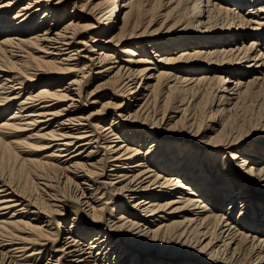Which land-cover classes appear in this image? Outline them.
Wrapping results in <instances>:
<instances>
[{
    "label": "bare ground",
    "instance_id": "obj_1",
    "mask_svg": "<svg viewBox=\"0 0 264 264\" xmlns=\"http://www.w3.org/2000/svg\"><path fill=\"white\" fill-rule=\"evenodd\" d=\"M24 1L0 0V264H264V0Z\"/></svg>",
    "mask_w": 264,
    "mask_h": 264
},
{
    "label": "rangeland",
    "instance_id": "obj_2",
    "mask_svg": "<svg viewBox=\"0 0 264 264\" xmlns=\"http://www.w3.org/2000/svg\"><path fill=\"white\" fill-rule=\"evenodd\" d=\"M26 1V0H25ZM24 1V2H25ZM58 0H54V2H57ZM100 0H91V3L93 4H95V3H97V2H99ZM24 2H22V3H24ZM21 3V4H22ZM16 10L17 9H15V10H13V14L16 12ZM69 11H71L72 10V4H70L69 5V9H68ZM250 40H251V38H249L247 41H245V43L248 45V44H250ZM181 75H185V74H188V73H180ZM93 88V87H92ZM97 97V100H99L100 101V103L102 102H105L107 99L106 98H102L100 95H97V96H95V98ZM211 98V96H207V99H205V101H204V103H206V107H207V104L209 103V101L211 100L210 99ZM164 99V98H163ZM163 99H161V101L160 102H157L156 104L153 102V103H151V105H150V119H152V120H154L155 119V117H158V118H160V117H162V115H163V112H164V107H165V105H163L164 104V100ZM163 100V101H162ZM199 101V100H198ZM143 103V101H141V102H139V104H135V102L133 101L132 102V104H134V105H136V107H135V110L141 105ZM204 103H202V106H203V108H204V110L206 109V107H204ZM102 104H99L98 105V107L97 108H95V109H100L102 106H101ZM169 106V105H168ZM201 109H202V107H201ZM251 108H249L248 110H247V113H245V115H246V117H250L251 115H252V109L250 110ZM158 110V112L157 113H155L156 111ZM178 111H180V110H178ZM174 112V113H170L169 114V110L167 111V113H166V115H168L169 114V116H170V118L167 120V118H165L166 120H167V122H166V124L165 125H163V126H165L166 127V129L168 130V131H170V132H176L177 131V129H183V128H185V129H190L191 127H187L184 123H186L185 121H182V122H180V123H178V124H175L176 122H177V120L182 116V112L181 113H179V112ZM202 111H203V109H202ZM249 111V112H248ZM201 111H199V109H198V112H197V114L199 115V118H197L196 119V121L193 123V120L191 121V122H189V123H193V129H198V128H200V126H202L203 124H202V121L206 118V115L204 114V113H200ZM8 114H10V112L8 113ZM250 114V115H249ZM113 115L111 114L108 118H111ZM110 120L111 119H109V121L107 122V124H110L111 122H110ZM173 125V126H172ZM171 126V127H170ZM187 127V128H186ZM19 138H21V139H23L24 138V136H20ZM41 154H43L42 152H41ZM227 161H230V160H227ZM227 163V162H226ZM227 164H225L224 163V161L222 160V159H219V161H217L216 163H214V164H211V165H209V166H211V168H208L207 169V171H206V173H207V175H209V178H211V180L213 181L212 182V185H218V183H221L220 181L221 180H218V178H219V176H220V174H221V172L224 170V168H226L227 166H226ZM230 166H231V164H229L228 165V167H227V170H229V168H230ZM15 172H16V170H15ZM229 173H231L230 171H229ZM16 174H17V172H16ZM18 175V174H17ZM229 178V175H227L226 177H225V179H224V181L222 180V182L223 183H226V182H229L230 180L228 179ZM239 180H240V178H238ZM223 183H222V185H220V190H221V192H222V196H223V194L225 193V192H223L226 188L224 187V185H223ZM238 183H239V181H238ZM238 183H237V185H238ZM242 185V184H241ZM236 186V185H235ZM212 187H214V186H212ZM224 187V188H223ZM240 185H239V189L237 188V191H239L240 190ZM232 192H236L234 189H232ZM221 195V194H220ZM226 195H227V193H226ZM219 203V204H218ZM215 206H218L219 207V209L220 210H217V211H220V212H226L227 211V209H228V207L230 206V205H226V206H223V204L221 203L220 204V202H219V200L217 199V203H216V205ZM225 207V208H224ZM226 209V210H225ZM240 211H241V209H240V207H239V204H237L236 206H235V210H233V215H235V221H237V217L239 216V213H240ZM112 212V209H110V211H109V214ZM68 227H69V225H68ZM63 228H64V226H63ZM135 237V236H134ZM134 237H132V238H134ZM171 238V236H168V237H157L156 236V238L155 239H153L152 240V243L151 244H153V246L155 247V248H157L158 250H165L166 249V251L168 250H170V248L172 247V245H176V246H180L178 249L179 250H177V252H176V255H191V254H195V252H197L198 251V249L197 248H194V246H191V245H179V244H177V243H174V242H171V241H173V240H176V239H170ZM147 241H150L151 239H146ZM144 241H139L137 244L139 245V246H141V247H143L144 246ZM149 246H152V245H149ZM181 251V252H180Z\"/></svg>",
    "mask_w": 264,
    "mask_h": 264
}]
</instances>
